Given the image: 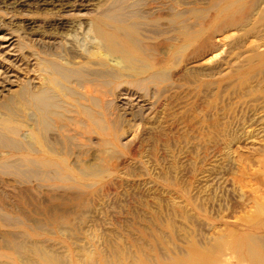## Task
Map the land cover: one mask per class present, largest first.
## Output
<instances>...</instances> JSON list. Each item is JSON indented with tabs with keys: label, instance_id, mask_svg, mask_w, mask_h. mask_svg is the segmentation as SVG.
Here are the masks:
<instances>
[{
	"label": "rangeland",
	"instance_id": "obj_1",
	"mask_svg": "<svg viewBox=\"0 0 264 264\" xmlns=\"http://www.w3.org/2000/svg\"><path fill=\"white\" fill-rule=\"evenodd\" d=\"M10 1L0 264H264V0Z\"/></svg>",
	"mask_w": 264,
	"mask_h": 264
},
{
	"label": "bare ground",
	"instance_id": "obj_2",
	"mask_svg": "<svg viewBox=\"0 0 264 264\" xmlns=\"http://www.w3.org/2000/svg\"><path fill=\"white\" fill-rule=\"evenodd\" d=\"M12 1L13 0H11L10 2H12ZM35 1H37V3H40L42 5H47V4H52L53 3L52 0H35ZM63 1H65V0H63ZM10 2H9V4H10ZM13 4H15L17 6L18 5L22 6V5H28L29 2L27 4V0H20V1L19 0H14L13 1ZM6 5H7V3H6ZM60 24L65 26L64 23H60ZM107 25H108V20L107 19L106 20H103V18H98V19H96L93 22V24L91 26L92 29L90 30V33L94 35V38H93V41L94 42L92 41V43H94V46H96L97 48L98 47L99 48H103L105 46L107 48V52L108 53L123 52L121 48H119L118 46H116L114 44V35L111 34V33H109L105 29V26H107ZM126 32L127 33H130V32L136 33L135 32V27H132V28L127 29ZM66 39H67V41H70L71 40L70 37H67ZM10 40H12V39H10ZM116 49H118V50H116ZM93 54L94 53H91V54L89 53L88 56L90 58H92L93 57L92 56ZM126 54H128V53H126ZM97 55H98V60L100 61L99 62L100 64H103L104 61H109V59H107L108 58V55L107 54H102L101 52H98ZM129 55L130 54H128V56L126 55V57H127L126 59L127 60L131 59V58H129ZM85 92L87 94H90L91 93V90L90 89H86ZM23 96L27 97L30 100V102L32 103V105L35 106V107H37L38 110H40L41 113H43V115H46L50 111L51 106L54 107V105H53L54 104L53 95L50 92H48V91L41 90V91L36 92V93H27L26 92L25 94H23ZM25 161H26V159H25ZM40 162H41L42 165H44L46 167H49V166L51 167V166L54 165V163L53 162H50V161H48V162L40 161ZM55 164H56V162H55ZM37 165H39V164H37ZM138 264H141V263H138ZM142 264H144V263H142Z\"/></svg>",
	"mask_w": 264,
	"mask_h": 264
}]
</instances>
